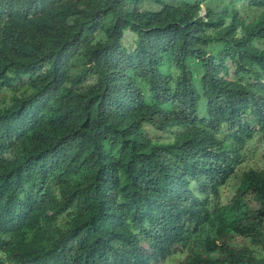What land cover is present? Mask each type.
<instances>
[{"label": "trees", "instance_id": "16d2710c", "mask_svg": "<svg viewBox=\"0 0 264 264\" xmlns=\"http://www.w3.org/2000/svg\"><path fill=\"white\" fill-rule=\"evenodd\" d=\"M263 141L264 0H0V264H192L233 176L264 248Z\"/></svg>", "mask_w": 264, "mask_h": 264}, {"label": "clouds", "instance_id": "9594fccd", "mask_svg": "<svg viewBox=\"0 0 264 264\" xmlns=\"http://www.w3.org/2000/svg\"><path fill=\"white\" fill-rule=\"evenodd\" d=\"M236 141L234 138L224 139L220 144L222 148L229 149ZM261 147V157L256 156L251 183L262 180L261 184L264 185V143ZM239 183L240 180L233 176L219 196L209 193L200 197L204 203L200 216L195 220V226L204 232L206 237L195 249L197 252L192 255V264H264V248L260 244V238L249 237L240 229L234 202V188ZM261 200H254L249 210L258 209ZM178 232L179 230H176L174 233ZM173 263L176 264L177 261Z\"/></svg>", "mask_w": 264, "mask_h": 264}, {"label": "rangeland", "instance_id": "374dc122", "mask_svg": "<svg viewBox=\"0 0 264 264\" xmlns=\"http://www.w3.org/2000/svg\"><path fill=\"white\" fill-rule=\"evenodd\" d=\"M202 15H204V12H202ZM226 193H229L228 191H226Z\"/></svg>", "mask_w": 264, "mask_h": 264}]
</instances>
